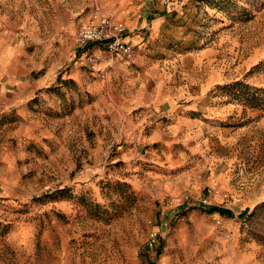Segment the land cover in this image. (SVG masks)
<instances>
[{
  "label": "rangeland",
  "instance_id": "rangeland-1",
  "mask_svg": "<svg viewBox=\"0 0 264 264\" xmlns=\"http://www.w3.org/2000/svg\"><path fill=\"white\" fill-rule=\"evenodd\" d=\"M0 264H264V0H0Z\"/></svg>",
  "mask_w": 264,
  "mask_h": 264
},
{
  "label": "built area",
  "instance_id": "built-area-1",
  "mask_svg": "<svg viewBox=\"0 0 264 264\" xmlns=\"http://www.w3.org/2000/svg\"><path fill=\"white\" fill-rule=\"evenodd\" d=\"M126 31L125 24L107 15H93L88 20L82 22L74 35V43L83 49L86 61L94 65L98 58L94 52L89 51V45L100 43L106 50L115 56L123 59H131L133 47L126 42L123 35ZM99 76H103L102 70H98ZM156 232L151 234L149 244L153 246L156 242Z\"/></svg>",
  "mask_w": 264,
  "mask_h": 264
},
{
  "label": "crops",
  "instance_id": "crops-1",
  "mask_svg": "<svg viewBox=\"0 0 264 264\" xmlns=\"http://www.w3.org/2000/svg\"><path fill=\"white\" fill-rule=\"evenodd\" d=\"M115 18L121 19V18H123V16H122V14H117V15H115ZM125 26H126V29H127L126 31L127 32H126V34L123 35L124 40L126 42L130 43V44L131 43L132 44H137L139 42V40H140V36H138V35L137 36L128 35L129 27L127 25H125ZM95 44H96V46L94 48V52L97 54L98 57H99V55H104V53H105L106 56H108V57L121 59L119 56H115V55L110 54L102 44H100V43H95ZM102 48H103V50H102ZM82 55L85 57L84 53H82ZM96 64L98 66H100V67H107L108 66V65L106 66L105 62H102V61H100V62L97 61ZM100 69L101 68H98L97 70H100Z\"/></svg>",
  "mask_w": 264,
  "mask_h": 264
}]
</instances>
